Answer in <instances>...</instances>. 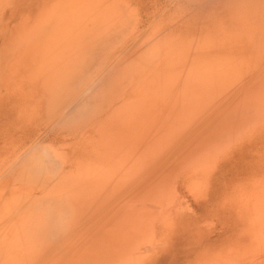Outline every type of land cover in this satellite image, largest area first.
Wrapping results in <instances>:
<instances>
[{
    "label": "rangeland",
    "instance_id": "1",
    "mask_svg": "<svg viewBox=\"0 0 264 264\" xmlns=\"http://www.w3.org/2000/svg\"><path fill=\"white\" fill-rule=\"evenodd\" d=\"M0 239L264 264V0H0Z\"/></svg>",
    "mask_w": 264,
    "mask_h": 264
},
{
    "label": "bare ground",
    "instance_id": "2",
    "mask_svg": "<svg viewBox=\"0 0 264 264\" xmlns=\"http://www.w3.org/2000/svg\"><path fill=\"white\" fill-rule=\"evenodd\" d=\"M246 1V0H245ZM151 79V78H150ZM151 81V80H150ZM60 118H59V122H60ZM55 121V120H54ZM55 122H57V123H59L57 120L55 121ZM37 158H36V163H39V165H38V168H41V166L42 165H44V164H48V161H47V159H49V157H48V155L45 153V151H41V154H40V152L39 153H37ZM35 161V160H34ZM2 235V234H1ZM1 240V239H0ZM3 241L2 242H4L5 241V237H4V239H2ZM1 242V241H0Z\"/></svg>",
    "mask_w": 264,
    "mask_h": 264
}]
</instances>
